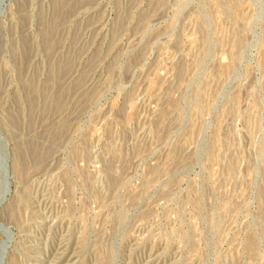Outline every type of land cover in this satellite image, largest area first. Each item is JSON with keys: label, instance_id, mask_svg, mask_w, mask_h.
<instances>
[{"label": "rangeland", "instance_id": "rangeland-1", "mask_svg": "<svg viewBox=\"0 0 264 264\" xmlns=\"http://www.w3.org/2000/svg\"><path fill=\"white\" fill-rule=\"evenodd\" d=\"M0 13V264H264V0Z\"/></svg>", "mask_w": 264, "mask_h": 264}, {"label": "bare ground", "instance_id": "bare-ground-1", "mask_svg": "<svg viewBox=\"0 0 264 264\" xmlns=\"http://www.w3.org/2000/svg\"><path fill=\"white\" fill-rule=\"evenodd\" d=\"M65 4V3H64ZM49 37H51V36H49ZM1 44V43H0ZM49 45V44H48ZM51 93V92H50ZM50 95V94H49ZM49 95H48V97H49ZM47 97V98H48ZM59 103V102H58ZM56 105H58V104H56ZM52 107H53V105H52ZM57 107V106H56ZM59 107V106H58ZM22 142V141H21ZM24 143H20L23 147H24V145H25V142H26V140L24 139V141H23ZM34 143V142H33ZM37 144V143H36ZM35 144V145H36ZM31 146V145H30ZM37 146H39V145H37ZM36 148V147H35ZM35 150V149H34ZM15 155H13L14 157H11V159H10V164H12L13 166H15L14 167V169L16 168V165L17 166H19L20 165V154H19V148H17V151H14L13 152ZM27 157V156H26ZM14 160H15V162H14ZM127 213H126V211L124 210V209H122L120 212H119V214H118V225H117V232L118 233H122V231L124 230V228L126 227V226H128L127 225V215H126ZM219 228V227H218ZM116 232V233H117ZM256 244V243H255ZM255 246V245H254ZM108 252H109V255H108V262H107V264H111V261H113L114 260V263H115V255H113L112 253H110V251L108 250ZM102 256V255H101ZM102 258H103V256H102ZM105 258H103V260H104ZM208 263V262H207Z\"/></svg>", "mask_w": 264, "mask_h": 264}, {"label": "water", "instance_id": "water-1", "mask_svg": "<svg viewBox=\"0 0 264 264\" xmlns=\"http://www.w3.org/2000/svg\"><path fill=\"white\" fill-rule=\"evenodd\" d=\"M0 17H1V13H0Z\"/></svg>", "mask_w": 264, "mask_h": 264}]
</instances>
